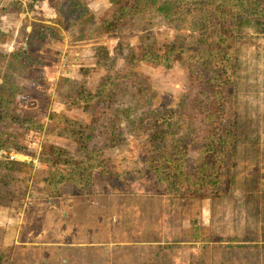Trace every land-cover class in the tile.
<instances>
[{
    "label": "rangeland",
    "instance_id": "1",
    "mask_svg": "<svg viewBox=\"0 0 264 264\" xmlns=\"http://www.w3.org/2000/svg\"><path fill=\"white\" fill-rule=\"evenodd\" d=\"M84 1L94 14V22L82 36L75 25L66 24L61 27L63 40L48 39L43 49L27 50L28 56L42 61L33 78L21 80L16 98L21 114L41 120L51 129L71 126L88 130L91 117L70 107L69 100L60 95L69 85L66 82L84 84L92 93L108 91L116 106H128L136 86L132 87L145 75L159 91L161 107L177 105L188 84L186 53L175 57L170 68L145 61L132 68L123 54L139 33L124 28L112 31L134 16L125 0ZM30 2L0 0V33L5 34L0 51L12 52L24 44L18 31L31 22L30 18L47 19L48 24L54 19L47 0L35 3L32 13L22 14ZM18 4L23 6L15 12L18 14L5 12L6 7ZM148 33L153 40L164 35H195L162 27L150 28ZM247 40L240 51L237 85L239 143L217 196L188 201L164 192L146 168L150 158L147 147L131 132L124 131V143L114 150L106 149L99 139L89 142L96 167L88 194L64 182L47 187L45 166L21 154L29 161L26 165L33 164V173L19 186L22 192L27 185L21 207L17 201L0 205L2 264H264V185L260 183L264 177V35ZM98 47L106 50L105 56L98 55L104 52ZM61 58L62 62L68 59V64L59 73L56 66ZM127 71L135 73V83L127 77L131 93L121 96L109 86L120 75L127 76ZM60 79H65L62 87ZM2 129L19 135L18 142L27 152L38 154L47 143L65 149L80 162L86 159L77 143L55 131L36 133L19 126H0ZM193 162L194 153L189 148L188 169L193 168ZM101 172L106 178L102 179ZM192 223L199 226L204 243L192 241Z\"/></svg>",
    "mask_w": 264,
    "mask_h": 264
},
{
    "label": "trees",
    "instance_id": "2",
    "mask_svg": "<svg viewBox=\"0 0 264 264\" xmlns=\"http://www.w3.org/2000/svg\"><path fill=\"white\" fill-rule=\"evenodd\" d=\"M38 1L43 0H31L26 10L32 11ZM47 2L54 11V19L49 24L46 19L31 21L29 30L27 26L21 27L18 38L24 44L10 53L0 52V126H19L24 131L36 133L55 131L77 143L86 159L80 162L65 149L47 143L41 145L38 154L27 152L18 142L19 135L14 136L7 129L0 130V205L17 201L21 207L27 185L22 192L19 186L25 185L33 173V164L10 160V153L38 159L47 169V187L64 182L79 193L88 194L96 167L89 142L99 139L106 149L114 150L124 143V131L131 132L147 147L146 155L150 158L146 168L153 173L154 183L163 186L164 192L188 201L217 196L239 143L240 51L248 38L264 35V0H125L134 16L114 26L112 31L124 28L139 34L123 54L124 61L132 68L143 61L170 68L174 58L185 52L187 89L177 105L163 108L160 93L149 83V77L145 75L134 85L136 75L127 71V76L120 75L109 89L120 92L121 96L131 93L127 91L126 79L131 76L132 88L136 86L130 96L132 103L131 106H116L108 91L92 93L84 84L66 82L69 85L60 95L69 100L70 107L91 117L88 130L71 126L64 129L45 127L43 121L21 114L17 105L21 80L28 76L33 78L38 72L37 64L42 61L38 56H28L23 46L43 47L48 39L60 41L61 27L66 24L75 25L82 36L94 22V14L84 0ZM19 9L23 6L18 4L5 10L18 12ZM157 27L195 35L188 38L164 35L153 40L148 32ZM98 49L104 51L98 55L105 56L106 50ZM191 49L193 52H186ZM120 51L123 53L119 50V55ZM64 82L65 79H60L59 87L64 86ZM189 148L194 153L192 169L186 166ZM101 177L106 178L104 172ZM260 183L264 185V177ZM192 232V241H206L200 237L196 223H192ZM4 259L1 252L0 264Z\"/></svg>",
    "mask_w": 264,
    "mask_h": 264
},
{
    "label": "crops",
    "instance_id": "3",
    "mask_svg": "<svg viewBox=\"0 0 264 264\" xmlns=\"http://www.w3.org/2000/svg\"><path fill=\"white\" fill-rule=\"evenodd\" d=\"M43 1H45V0H43ZM43 1H41V2H43ZM36 3H39V2H36ZM7 8V7H6ZM5 12H6V10H5ZM10 12H12L13 14H18V13H15V12H13V11H10ZM33 12V10L32 11H28V10H24L23 12H22V14H28V13H32ZM30 20L31 21H36V18H30ZM47 20V19H46ZM30 24H28V25H26L27 26V28H28V30L30 29V26H29ZM5 37V34L4 33H0V43H5V41L3 40V38ZM62 40H63V38H62ZM37 48V49H41L42 47H34V46H23V48L25 49V50H28V51H30L31 50V48ZM16 48V47H15ZM43 49V48H42ZM13 51V50H12ZM0 52H2V51H0ZM2 53H4V54H7V53H5V52H2ZM8 53H10V52H8Z\"/></svg>",
    "mask_w": 264,
    "mask_h": 264
},
{
    "label": "built area",
    "instance_id": "4",
    "mask_svg": "<svg viewBox=\"0 0 264 264\" xmlns=\"http://www.w3.org/2000/svg\"><path fill=\"white\" fill-rule=\"evenodd\" d=\"M66 64H68V59H66L65 62H62V58L60 60V66H56V69L58 70L59 73H61V71H63V67H66ZM62 65V66H61ZM9 159L10 160H17V161H20V159H22V161L25 163L29 162L27 160V158L24 156V155H21L19 154V157H18V154H15V153H10L9 154Z\"/></svg>",
    "mask_w": 264,
    "mask_h": 264
}]
</instances>
